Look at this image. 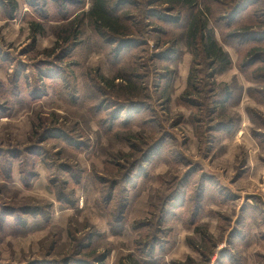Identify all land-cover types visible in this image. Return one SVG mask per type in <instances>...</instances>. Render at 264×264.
Masks as SVG:
<instances>
[{
    "label": "rangeland",
    "instance_id": "rangeland-1",
    "mask_svg": "<svg viewBox=\"0 0 264 264\" xmlns=\"http://www.w3.org/2000/svg\"><path fill=\"white\" fill-rule=\"evenodd\" d=\"M15 1L0 12V264H264V0H199L225 15L210 28L227 68L191 43L182 5L115 0L129 37L71 40L93 0Z\"/></svg>",
    "mask_w": 264,
    "mask_h": 264
},
{
    "label": "trees",
    "instance_id": "trees-1",
    "mask_svg": "<svg viewBox=\"0 0 264 264\" xmlns=\"http://www.w3.org/2000/svg\"><path fill=\"white\" fill-rule=\"evenodd\" d=\"M217 1L222 6L227 5L226 0ZM235 1L236 0H228L231 4ZM121 2L119 3V6L124 9V14L121 12L122 15L119 13L120 10L118 9L115 12L111 11V6H114L115 0H93L90 9L87 12H83L81 16L78 15L70 20L68 25H70L71 40L79 38L78 35L83 31V27L85 25H89L90 29L94 28V31L99 34H104V32H106V35L110 34L111 36L129 37L131 35L129 30L130 28L129 24L126 23L125 20L126 17H131L127 15V12H131V10L124 7V4L127 2ZM164 2L172 8L182 5V8L189 10V19L187 24L189 26V30L187 33L193 45L197 46L199 43L201 44L202 55L205 59L210 62H215V64H220V66H223L224 68H227L231 64L229 54L218 43L214 37L213 30L210 28L211 20L214 19L213 21L217 23L218 20L221 19V16L225 15L221 13L219 15H215L214 9L211 5H206L204 9L200 8L199 0H165ZM2 3L7 5V9L13 15L18 9V3L15 0H3ZM44 4H46V2H43L42 0H33L31 4L32 11L39 15L40 8ZM236 9L237 7H235L232 11L237 14L238 12ZM82 17H84L83 21L80 19ZM205 33H207V35H205ZM195 52L196 55L199 54L198 48ZM190 82L192 85L196 84L194 75H192ZM113 84H115V82ZM128 260L130 261V259ZM122 264H138V262L136 260H132L131 263L122 262Z\"/></svg>",
    "mask_w": 264,
    "mask_h": 264
},
{
    "label": "crops",
    "instance_id": "crops-1",
    "mask_svg": "<svg viewBox=\"0 0 264 264\" xmlns=\"http://www.w3.org/2000/svg\"><path fill=\"white\" fill-rule=\"evenodd\" d=\"M25 3V2H24ZM23 5H25V4H23ZM6 10H7V5H5L4 3H2V2H0V12H6ZM9 13H11L10 11H9ZM25 13V15H27L28 16V14L29 13H27V12H24ZM16 14H17V11L14 13V17L16 16ZM3 15L2 16H0V21L1 20H3V21H5L4 19H6V18H3ZM6 54H8V53H6ZM7 57V56H6ZM9 71H12L11 70V67L8 69Z\"/></svg>",
    "mask_w": 264,
    "mask_h": 264
}]
</instances>
